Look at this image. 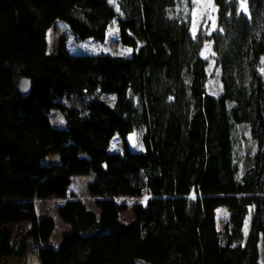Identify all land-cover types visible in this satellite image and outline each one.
Returning <instances> with one entry per match:
<instances>
[{
    "label": "trees",
    "instance_id": "1",
    "mask_svg": "<svg viewBox=\"0 0 264 264\" xmlns=\"http://www.w3.org/2000/svg\"><path fill=\"white\" fill-rule=\"evenodd\" d=\"M213 26L192 30L194 0H0V256L32 250L35 264H264V0H211ZM116 18L128 54L45 51V29L66 23L103 40ZM211 42L219 87H207ZM29 90L22 94L18 79ZM115 93L112 103L102 93ZM75 93L78 107L62 103ZM55 110L62 125L51 123ZM248 130L246 136L240 125ZM141 132L142 150L126 135ZM117 133L122 150L108 149ZM54 153V158H43ZM249 157V164L245 165ZM90 173L96 209L63 196ZM131 219L118 195H140ZM228 217L219 228L216 208ZM243 243L235 242L246 217ZM26 221L15 243L10 224ZM259 245L262 261L259 260Z\"/></svg>",
    "mask_w": 264,
    "mask_h": 264
},
{
    "label": "rangeland",
    "instance_id": "2",
    "mask_svg": "<svg viewBox=\"0 0 264 264\" xmlns=\"http://www.w3.org/2000/svg\"><path fill=\"white\" fill-rule=\"evenodd\" d=\"M240 5L245 9V0H239ZM206 22L210 23V26L214 25L215 22V7L211 0H194V7L192 9V30L196 31L199 25L205 26ZM44 37L46 41L45 51L52 52L55 50L58 40L61 38L64 42L65 48L69 52H84V53H110V54H128L129 49L125 46H122L119 40V35L117 31L116 18H113L109 24L106 34L103 40H96L92 38H78L75 36L67 27L66 23L59 20H54L44 31ZM211 42L207 41L206 44L202 47V56L206 59L207 71H208V80L207 87L211 91H217L219 87L218 81V68L215 66L213 61V54L211 52ZM101 98L106 103H112L115 99V93L104 92L101 95ZM84 100L83 96H80L75 93L69 94L67 97L61 98V102L66 105L71 106H80ZM51 123L54 125H62L63 122L60 120L59 114L53 110L51 112ZM240 130L243 135L246 136L245 143L248 147V130L244 124L240 125ZM128 145L131 149L142 150L143 146L141 143V132L135 131L130 132L126 135ZM122 139L117 133L111 138L108 149L110 150H122ZM250 151L248 153V156ZM55 154L46 155L43 160L46 158H54ZM249 164V157L246 158L245 165ZM91 179L90 173H78L72 174L69 177V184L67 185L66 192L63 196H46L42 198H36L34 200V208L37 216L49 215L53 219V228L49 235V241L52 246L56 245L60 238L61 230L67 227V224L60 221L56 215L55 206L62 202L64 198H67L69 195H74L75 197L84 201L85 205L90 209H96L97 207L93 205L92 196H89L85 190V183ZM147 196V191L145 188L142 189L140 195H118L115 198L119 202L126 203V209L123 210L119 217L123 221L129 220L132 218L133 213L130 209L131 203L135 201L144 202ZM228 217V211L225 206H218L216 208V223L219 228L222 227L223 222ZM248 219L249 215L246 217L240 229V235L237 236L235 242L243 243L245 233L248 229ZM27 225L26 221H21L16 224L8 225V228L11 233V241L15 243L18 239V236L23 232L25 226ZM259 260L262 261V248L259 245ZM0 264H35V258L33 256L32 250H29L26 255L20 257L13 256H0Z\"/></svg>",
    "mask_w": 264,
    "mask_h": 264
},
{
    "label": "water",
    "instance_id": "3",
    "mask_svg": "<svg viewBox=\"0 0 264 264\" xmlns=\"http://www.w3.org/2000/svg\"><path fill=\"white\" fill-rule=\"evenodd\" d=\"M263 62H264V59L261 60V63H263ZM17 85H18L19 91L22 94H25L29 90V83H28L27 78H25V77H20L18 79Z\"/></svg>",
    "mask_w": 264,
    "mask_h": 264
}]
</instances>
